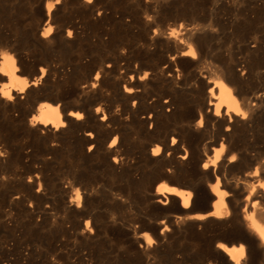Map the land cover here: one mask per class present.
<instances>
[{
	"label": "bare ground",
	"instance_id": "1",
	"mask_svg": "<svg viewBox=\"0 0 264 264\" xmlns=\"http://www.w3.org/2000/svg\"><path fill=\"white\" fill-rule=\"evenodd\" d=\"M0 264H264V0H0Z\"/></svg>",
	"mask_w": 264,
	"mask_h": 264
},
{
	"label": "rangeland",
	"instance_id": "2",
	"mask_svg": "<svg viewBox=\"0 0 264 264\" xmlns=\"http://www.w3.org/2000/svg\"><path fill=\"white\" fill-rule=\"evenodd\" d=\"M165 182L169 183V181H168V180H165Z\"/></svg>",
	"mask_w": 264,
	"mask_h": 264
},
{
	"label": "snow or ice",
	"instance_id": "3",
	"mask_svg": "<svg viewBox=\"0 0 264 264\" xmlns=\"http://www.w3.org/2000/svg\"><path fill=\"white\" fill-rule=\"evenodd\" d=\"M149 242H151V241H149Z\"/></svg>",
	"mask_w": 264,
	"mask_h": 264
}]
</instances>
